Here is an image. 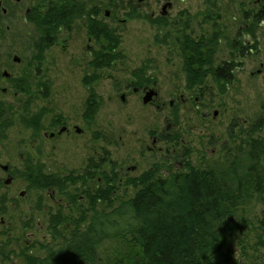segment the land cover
Masks as SVG:
<instances>
[{
	"label": "rangeland",
	"instance_id": "1",
	"mask_svg": "<svg viewBox=\"0 0 264 264\" xmlns=\"http://www.w3.org/2000/svg\"><path fill=\"white\" fill-rule=\"evenodd\" d=\"M45 1L50 6L61 0ZM79 1L90 13L96 12L101 26L112 31L119 41L118 57L107 68L94 67V53L101 51L105 40L89 41V29L83 19L59 26L53 45L42 54L34 48L35 24L8 20L0 23L3 51H16L22 57L20 64L12 66L16 78L25 80L24 92L16 91L11 84L6 100L0 104L1 109L9 110L4 113L9 119V139L0 145V163H9L16 176L8 188L9 197H5L3 189L0 191V217L5 215L11 222L9 236L0 227V264H27L31 256L43 258L47 247L57 243L55 238L60 240L75 229L87 228L93 214L87 205L93 194L107 195L108 198L97 200L96 207L109 211L110 201L118 206L120 201L136 195L141 188L137 180L151 167L160 168L162 176L183 170L188 162L203 168L208 164L222 167L231 160V155L223 150L224 144L234 135L231 146L236 148L245 136L243 129L263 115L264 26L254 24L252 19L261 0H218L213 8L205 0H171L173 8L163 16L162 7L167 0ZM250 17L252 21L247 20ZM202 35L218 36L216 64H233V79L224 91L211 75L202 86L187 88L182 46L186 49L185 39ZM234 44L237 49H233ZM138 76L156 82V103L145 104L144 97L128 90L126 85ZM87 79L90 85L85 84ZM124 91L125 99L121 96ZM91 92L96 94L99 109L87 123L85 104ZM41 113L40 131L36 134L29 124ZM169 122L173 124L170 130H176L179 136L173 140L177 143L174 147L189 152L185 153L188 159L171 158L165 144H161L163 150L157 156L147 149L152 146L149 134H160ZM63 125L69 131L58 135ZM76 126L83 131L77 132ZM26 164L32 165V170L40 167L47 174L68 175V188L63 193L58 190L57 198L69 200L68 194L76 188L71 205L53 201L46 189L25 179ZM135 165V169L127 171ZM121 167L127 171L125 176L118 172ZM1 177L6 175L0 167ZM110 178L114 180L111 194ZM22 190L27 191L26 196H20ZM256 213L260 216V206L249 214L254 222ZM54 226L58 228L57 235ZM252 230L253 225H248L240 238L256 243ZM25 232L31 234L30 238ZM16 238L18 245L12 247ZM237 242L236 239L226 247L237 256L230 264L246 259L239 256ZM98 251V264H117L121 260L127 262V257L140 249L121 236L100 243ZM249 251L252 256L264 255V247H259L256 254Z\"/></svg>",
	"mask_w": 264,
	"mask_h": 264
},
{
	"label": "trees",
	"instance_id": "2",
	"mask_svg": "<svg viewBox=\"0 0 264 264\" xmlns=\"http://www.w3.org/2000/svg\"><path fill=\"white\" fill-rule=\"evenodd\" d=\"M216 1L205 0V4L213 8ZM50 6L48 18L37 22L41 37L35 46L39 53L53 45L55 30L59 26L83 19L89 34L103 37L108 42V46H103L107 47L108 55L102 56L104 62L98 61V55L94 67L97 70L107 67L118 57L115 50L119 41L112 31L101 26L96 12L90 13L79 0L53 1ZM253 22L256 25L264 22V0H261L259 9L254 10ZM188 43L189 40L185 39L186 49L182 46L187 88L192 90L202 86L205 78L211 75L224 91L233 79V64L224 62L218 65L214 61V50L208 52L206 48L203 53L197 43ZM89 79L85 80L86 85L91 84ZM137 80L145 79L138 76ZM85 106L84 118L93 119L99 109L94 92L89 95ZM262 111L260 118L243 129L245 138L242 137L236 148L231 146L234 135L224 144L223 150L231 155V160L228 159L222 167L212 168L208 164L203 168L188 162L183 170H170L166 176L160 174V168L147 171L139 179L141 188L136 195L120 201L118 206H113L110 201L109 211L96 207L97 200H103L105 196L96 193L92 198L93 214L87 228L83 231L75 229L60 240L55 238L57 243L47 247L43 258L31 256L27 264H98L100 243L121 236L135 243L140 251L127 257V262L121 260L117 264H230L236 256L226 247L236 239L239 256L252 255L249 250L256 254L259 247H264V102ZM34 118L32 120L38 124V116ZM34 130L38 134L37 127ZM178 138L177 135L174 140ZM27 168L38 187L39 171H33L32 165ZM109 180L111 194L114 180ZM258 206L261 214L257 216L256 213L254 222L249 214ZM248 225H253L256 243L240 238ZM53 228L57 235V226Z\"/></svg>",
	"mask_w": 264,
	"mask_h": 264
},
{
	"label": "flooded vegetation",
	"instance_id": "3",
	"mask_svg": "<svg viewBox=\"0 0 264 264\" xmlns=\"http://www.w3.org/2000/svg\"><path fill=\"white\" fill-rule=\"evenodd\" d=\"M167 3H171V5H172V7L170 9H167V11H169V10H171L173 8V3L171 2V0H167L166 4ZM164 6L162 7L161 16L164 15L163 14ZM50 8H51V6H49V4L47 5L45 0H0V23L4 22V20H8L9 22H13V21L14 22H21V21H24L25 23L29 22L31 24H35V26L37 28V32H36V37H37L36 41H37L41 37V34H40L39 30H38L37 22L38 21L41 22V21L44 20V18H48L47 16L49 14ZM160 19H163V18H158L157 20H160ZM247 20H251V17L247 18ZM260 25L264 26V22H262ZM10 28L11 27L8 25L7 29L9 30ZM56 30H55V35H54L55 37L57 35ZM3 36H4V34L2 33V31H0V42H1V39H3ZM211 37H212L211 35H209V36L202 35V36H200L198 38H191L195 42H190L189 41L188 44L191 45L192 43H197V45H199L202 48L203 53H205L206 48L208 49V52L210 50H214L215 53H217L218 49H219L218 36L216 35V36H214V38H211ZM186 38L189 39L190 35L186 36ZM92 39H95V40L98 41L101 38L100 37H94L93 35L89 34V41L92 40ZM102 39L105 40L103 37H102ZM104 46H108V42L106 40L104 41ZM243 47H247V44L245 46H243ZM34 48L36 49L38 54H41V53H39L38 49L36 48L35 43H34ZM106 48L107 47H105V48L102 47L101 51H97V52L94 53L93 63L97 60L98 55L100 56V59H98V61L99 62H104L105 58H103L102 56L103 55L104 56L108 55V51L106 50ZM117 49L115 50L116 53H117ZM233 49H237V46L235 44H234ZM11 54H9V52L8 53L4 52L3 51V47L0 44V104L3 103L6 100V95L9 94V86L11 84L14 85V88L16 86V88H17L16 91L24 92V91H21V89H23V88H20V86L21 85L24 86L25 80L21 79L23 77L16 78L17 76L14 74L15 67L12 66L14 63L16 65L20 64L23 61V59H22V57L19 54L16 53V51H13ZM16 57H18L19 59H17ZM214 61H216V59H214ZM107 67H103L102 69L107 68ZM99 70H101V69H99ZM144 79L145 80H142V81L133 80L132 82L127 84L126 87H128V90H131V92L134 95H136V94L141 95L142 98L145 95H147L148 91L153 89L155 91V95L152 96L151 101H149L148 103L155 102L157 100V98H158V92L156 90L157 84H156V82L150 83L149 80L146 79V78H144ZM126 95H127V93H125V91H124L123 94H121V96H124V98L122 97L123 99L126 98ZM184 96L185 95H182L181 99L185 101L186 98ZM190 98L191 97L188 96V99H190ZM196 99H198V98H196ZM173 101L174 100L171 101V104H173ZM5 108H6V111L1 109V107H0V145L4 144V142H7L8 139H9V134H8V131H9V119L4 116V113L5 112H9V110H7V107H5ZM42 115H43L42 113L38 115V118H39L38 119V124L36 123V120H34L35 118L33 120H30L29 126L31 125L30 127L33 128V130H34V128L37 127V130L40 131L41 120H42V117H43ZM91 120L92 119H85V122L88 123V121H91ZM172 125H173L172 122H169L168 125H167V129L164 130L163 132H161L160 134H158L156 131L154 133H150L149 134V138L152 139V146H147V149L150 151V153H152V156H157L159 154V151L163 150V146L161 144H165L167 146L165 148L166 152L168 154L172 153L171 158L182 157L183 159H188V157L185 155L186 152H184L183 150H180V149H179L180 151H177V149L174 147V144H177V143L175 141H173V140L175 138V135H177V133H176V130H173V131L170 130V127ZM62 129H64V130L61 132ZM67 131H69V127L67 125H63V126H60L57 134L61 135L64 132H67ZM76 131L80 133L83 130L80 129L78 126H76ZM50 135H51V137H54L55 133L52 132ZM179 140H182V139L180 138ZM158 145H161V146L157 150L156 147ZM27 165L29 166L30 164H26L25 165L26 169L24 170V172H25V177L24 178L25 179L30 178V180H32L34 177H32L30 175V172H29V169L27 168ZM0 167L2 168L4 174L6 175V177H1L0 178V191H2L1 189H3V192L5 193V197H9L8 188L13 183L14 179L16 178V176L12 173V170L10 168L11 166H10L9 163H6V164H1L0 163ZM136 167H137L136 165L135 166H131L130 169H127V171L128 170H133ZM155 169H156L155 167H151V169L148 170V171H155ZM36 170L39 171V175H37V176H38V180L40 181V185H41V186L38 185V188L39 189H46V191L48 193V196L53 201H55L57 203H60V204H63L66 207H69L71 205V201H72L71 198H73L72 195L75 194V192L77 191L76 188L71 191V195L68 194V196L71 197V198H69V200H65V197L57 198L58 190H60L63 193L64 189L68 188V185H66V181L69 180V176L68 175L61 176L60 173L47 174L45 172V170L41 169L40 167L39 168L37 167ZM36 170H33V171H36ZM127 171H126L125 167H121V170H118V172L122 176H125L127 174ZM9 178H11V182L7 183V181H9ZM52 182H54V184H52ZM46 183H49V184H52V185L44 186ZM137 183L139 184V180L137 181ZM134 184H135V182H134ZM108 185L110 186L111 184H108ZM139 186H141V185H139ZM26 195H27V191L26 190H22L20 192V196H26ZM93 195L90 197L89 204L87 205V207H89V208L92 207ZM81 198L85 199V197L83 195L81 196ZM46 210L48 211L49 209H46ZM8 221H9V218H8ZM0 227L9 236V234H10L9 229L11 228V222H9V223L7 222V220L5 218V215H2L0 217ZM25 234H26L27 237L30 238V235H31L30 233L25 232ZM5 242H6V247H9V238ZM13 243L14 244H12V247L16 246L15 244L18 245V238L13 240ZM3 258L4 257H1V260H3ZM236 258H237V256H236ZM245 258H246L245 261L243 262L242 260H240L239 264H264V255H258V254L257 255H253V256L252 255H248Z\"/></svg>",
	"mask_w": 264,
	"mask_h": 264
},
{
	"label": "water",
	"instance_id": "4",
	"mask_svg": "<svg viewBox=\"0 0 264 264\" xmlns=\"http://www.w3.org/2000/svg\"><path fill=\"white\" fill-rule=\"evenodd\" d=\"M172 7V5H171V3H167V4H165V6H164V12H163V14L164 15H167L168 14V11H167V9H170ZM17 59H19L18 57H16ZM153 95H155V91L152 89V90H150V91H148L147 92V95H145L144 96V98H143V100H144V103L146 104V103H148L149 101H151V99H152V96ZM64 129H62L61 130V132L63 131ZM10 183L11 182V178H9V181H7V183Z\"/></svg>",
	"mask_w": 264,
	"mask_h": 264
}]
</instances>
